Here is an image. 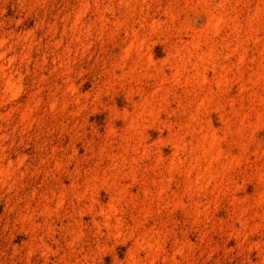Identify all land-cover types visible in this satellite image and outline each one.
I'll return each instance as SVG.
<instances>
[{"label":"rangeland","instance_id":"1","mask_svg":"<svg viewBox=\"0 0 264 264\" xmlns=\"http://www.w3.org/2000/svg\"><path fill=\"white\" fill-rule=\"evenodd\" d=\"M0 264H264V0H0Z\"/></svg>","mask_w":264,"mask_h":264}]
</instances>
